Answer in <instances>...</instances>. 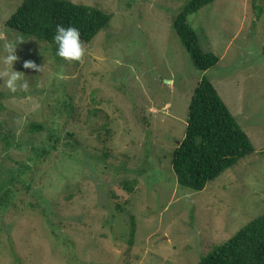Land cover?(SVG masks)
<instances>
[{
  "label": "rangeland",
  "instance_id": "obj_1",
  "mask_svg": "<svg viewBox=\"0 0 264 264\" xmlns=\"http://www.w3.org/2000/svg\"><path fill=\"white\" fill-rule=\"evenodd\" d=\"M71 1L112 13L82 59L23 37L13 67L28 91L0 78V264H197L264 214V0H215L189 16L220 59L208 70L173 26L186 0ZM21 3L0 0V72L22 37L6 25ZM204 77L255 152L194 191L173 155ZM135 178L129 194L121 183Z\"/></svg>",
  "mask_w": 264,
  "mask_h": 264
},
{
  "label": "trees",
  "instance_id": "obj_2",
  "mask_svg": "<svg viewBox=\"0 0 264 264\" xmlns=\"http://www.w3.org/2000/svg\"><path fill=\"white\" fill-rule=\"evenodd\" d=\"M214 1L186 0L173 23L183 47L190 54L195 66L202 70L214 67L220 59L215 53L201 47L198 34L189 22V16ZM111 18L112 13L104 9L71 0H22L21 5L6 21V25L24 38L33 37L47 42L57 53V45L53 39L57 25L77 28L85 46L108 26ZM32 127L41 129L43 126L34 123ZM68 136L73 137L74 134L69 133ZM54 138L56 146L52 147L55 148L59 138L51 134L50 140ZM47 151L46 148H41L39 156ZM254 152L255 146L251 138L215 85L204 77L191 100L186 136L173 155L178 183L194 191H201L241 158ZM93 159L92 156L90 161L95 164ZM121 185L130 194L137 190L138 179L123 180ZM9 195L7 193L6 202ZM0 204L6 205L4 201ZM42 209L48 214L46 207ZM132 230L134 234L135 225ZM197 264H264V214L245 225L229 240L216 246L212 253L202 257Z\"/></svg>",
  "mask_w": 264,
  "mask_h": 264
},
{
  "label": "clouds",
  "instance_id": "obj_3",
  "mask_svg": "<svg viewBox=\"0 0 264 264\" xmlns=\"http://www.w3.org/2000/svg\"><path fill=\"white\" fill-rule=\"evenodd\" d=\"M57 45V56L68 61H80L85 55V46L80 38V32L75 27H67L57 25L55 35L53 37ZM24 41L23 37H18L16 41L5 45L7 55L3 58L5 69L0 72V78L4 80L5 86L11 93H16L18 90L28 91V83L24 79V73L14 70V63L18 60L16 55L17 45ZM25 69H34L41 71L39 67L31 60L24 61Z\"/></svg>",
  "mask_w": 264,
  "mask_h": 264
},
{
  "label": "water",
  "instance_id": "obj_4",
  "mask_svg": "<svg viewBox=\"0 0 264 264\" xmlns=\"http://www.w3.org/2000/svg\"><path fill=\"white\" fill-rule=\"evenodd\" d=\"M167 82H168V83H172V81H170V80H167Z\"/></svg>",
  "mask_w": 264,
  "mask_h": 264
}]
</instances>
